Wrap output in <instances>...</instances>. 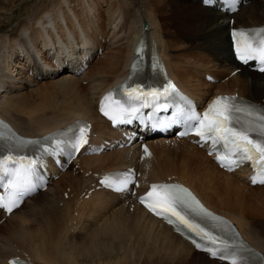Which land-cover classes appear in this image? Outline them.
Masks as SVG:
<instances>
[{
  "label": "bare ground",
  "instance_id": "obj_1",
  "mask_svg": "<svg viewBox=\"0 0 264 264\" xmlns=\"http://www.w3.org/2000/svg\"><path fill=\"white\" fill-rule=\"evenodd\" d=\"M10 2L14 0H0V7ZM114 4L116 16L111 11ZM26 5L10 32L0 27V116L23 134L36 135L81 117L91 122L95 139L113 137L116 132L95 114L96 97L126 74L139 38L157 52L168 75L197 102L216 93H237L264 104V72L239 66L230 74L234 66L227 36L229 17L233 18L231 26L264 23V2L249 0L231 14L203 7L200 0H29ZM105 9L108 18L102 24L99 13ZM159 13L165 14V22L157 18ZM166 23L174 30L170 38ZM173 38L181 40L189 53L171 54L172 49L182 50L172 44ZM98 47H102L100 52H96ZM78 53L93 58L77 76L68 68ZM205 73L217 81H205ZM44 81H51L56 92L40 97L42 105L25 110L24 93ZM136 132L149 148L146 157L139 158L136 141L126 148L79 156L74 167L68 166L44 191L24 199L8 216L0 211L3 264L11 256L36 264H222L194 250L133 199L122 202L117 194L104 190H94L86 199L79 197L90 186L92 173L127 165L139 171L140 191L151 181L186 184L264 252V199L256 203L262 208L249 203L251 195H264V186L248 185L241 172L218 169L202 149L185 138ZM199 158L206 167L197 163ZM65 187L69 193L63 198ZM18 216L33 228L26 229ZM15 240L22 243V249L12 248Z\"/></svg>",
  "mask_w": 264,
  "mask_h": 264
},
{
  "label": "rangeland",
  "instance_id": "obj_2",
  "mask_svg": "<svg viewBox=\"0 0 264 264\" xmlns=\"http://www.w3.org/2000/svg\"><path fill=\"white\" fill-rule=\"evenodd\" d=\"M27 3H29V0H25V1H19V0H14V2H10L8 3L7 5H4V6H1L0 7V12H4L3 14H0V21H3L5 22L4 24H0V27L2 29H5V30H8L7 32H10L14 27H15V19H17L19 17V15H21L24 10L26 9L27 7ZM24 6V7H22ZM21 8V9H20ZM115 8H116V4H114L113 8L111 9V11L114 13L115 12ZM20 9V10H19ZM22 11V12H21ZM161 11V10H160ZM117 13V12H116ZM162 15H165L163 13H161ZM115 15V13H114ZM160 15L159 13V18L161 23L165 22V19L164 17ZM116 16V15H115ZM107 18H108V15L106 14V9L105 10H102L100 13H99V19H100V22L103 24V23H107ZM115 18V17H114ZM119 17H117L116 19H118ZM121 18H119L118 20H120ZM8 22H10L11 24L9 25ZM117 22V20H116ZM122 21H118L117 22V25L118 23L121 24ZM171 24L169 23H166L165 24V29H166V33H167V38H170V36L173 34L174 30L170 27ZM0 28V30H1ZM2 33V31L0 32ZM174 36V34H173ZM172 44L173 45H180L181 43V40H175L174 38L172 39ZM182 46V50H176V49H172V51L170 52L171 54H175V55H178V56H181L182 54H187L189 53L187 51V49H184V44L183 45H180ZM179 51V52H178ZM174 52V53H173ZM180 53V54H179ZM212 57H214V55L212 54ZM173 58V57H172ZM173 60V59H172ZM100 61V59L98 61H95L93 63V65H91L90 69H89V72H92L94 70V68L96 67V65L98 64V62ZM172 63H174V60L171 61ZM181 66H186L185 63H182L181 61H178ZM91 63V62H90ZM90 63L88 65V67L90 66ZM206 63V61H205ZM51 81H48V82H41V85L39 86H35L31 89H29V91H26L24 93V109L29 111L30 109H34L36 106H39V105H42L44 102L41 101L40 97H42L44 99V96L46 93H49L51 95H53L55 92H56V88L51 85L50 83ZM82 85L83 86H86V82H82ZM30 96V97H28ZM198 164H201L202 167H206L207 164L205 162H203L200 158L198 159ZM195 182H197V178H192ZM77 186V183L76 185ZM63 187V186H62ZM65 189L67 190V188L65 187ZM247 195L249 193L250 195V192L247 190V192H245ZM261 200V199H264V195L259 193V194H256V198L253 197L252 195L250 196L249 198V203L255 205L256 207H258L259 205H257L256 203H258V200ZM212 200L214 202H217L216 199L212 198ZM260 208H262L261 206H259ZM18 221H21L24 225V227L26 229H30V228H33V225H30V224H26L24 223L21 219H20V216H18L17 218ZM258 222V221H257ZM18 223V222H15V224ZM4 232H8V229H6ZM11 234H14V235H18L17 233H13V232H9ZM12 248L15 247V249H17L18 247L21 248L22 246V243L18 242L15 240V243H12ZM23 247V246H22ZM9 256V254H8ZM3 261L4 259H1L0 260V264H3Z\"/></svg>",
  "mask_w": 264,
  "mask_h": 264
}]
</instances>
